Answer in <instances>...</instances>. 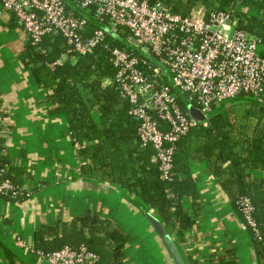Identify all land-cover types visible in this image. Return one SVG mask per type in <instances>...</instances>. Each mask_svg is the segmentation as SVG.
<instances>
[{"label":"crops","instance_id":"0c3cea01","mask_svg":"<svg viewBox=\"0 0 264 264\" xmlns=\"http://www.w3.org/2000/svg\"><path fill=\"white\" fill-rule=\"evenodd\" d=\"M237 8L245 16L262 17L264 25V10ZM28 44L15 16L0 3V162L25 192L17 199L0 196V264H50L39 258L33 245L35 231L44 226L43 238L50 249L89 239L98 255L96 264H173L142 213V209L151 211L148 207L97 172L82 174L84 160L68 130L67 115L51 111L49 95L55 85L33 72L34 64L25 56ZM259 50L264 53V41ZM92 113L97 119V111ZM151 160L155 161L154 155ZM89 162L99 165L96 158ZM189 165L198 198L195 215L189 199L184 201L195 220L185 240L176 243L184 263L207 264L212 255L231 249L236 264H259L252 231L234 195L212 174L206 160L194 157ZM250 173L264 179L261 169ZM85 213L106 220L124 237L118 256L114 254L117 241L106 239L97 245L103 234L79 226L75 219Z\"/></svg>","mask_w":264,"mask_h":264},{"label":"trees","instance_id":"16d2710c","mask_svg":"<svg viewBox=\"0 0 264 264\" xmlns=\"http://www.w3.org/2000/svg\"><path fill=\"white\" fill-rule=\"evenodd\" d=\"M63 1L68 10L82 14L83 11L72 3ZM151 1H161L182 15L188 14L196 5L204 6L206 13L214 9L235 8L232 15L235 28L252 30L264 41L262 17L245 16L237 8L244 5L264 10V0ZM89 25L96 26L95 20L90 19ZM124 37L126 35L123 32L107 35L104 45H99L92 53L67 56L52 67L49 64L65 52V44L59 34L45 35L38 47L30 43L27 47L25 56L28 62L34 64L33 72L36 76L42 74L48 83L55 85L49 95L54 105L51 111L67 115L68 130L77 145L79 156L84 160L80 168L82 174L97 172L98 177L118 183L135 195L138 203L153 211L175 243H180L185 240V232L194 226L193 215L197 210L195 206L198 195L189 160L202 158L209 164L212 174L234 195L238 211V199L241 196L250 198L258 235L246 226L254 234L253 245L259 264H264V179L252 177L250 173L254 169L264 171V86L257 97L240 95L214 105L204 121L205 125L196 122L176 141L170 179H162L157 162L151 160L153 149L140 144L138 121L128 114L129 104L121 96L113 79L114 69L108 60L109 48L129 47ZM179 104L185 112L186 103L181 97ZM93 110L97 111V119L93 116ZM93 158L99 161L97 167L89 162ZM186 199L193 206V215L184 206ZM75 220L81 228H93L103 234V239L96 240L97 245H102L106 239L117 241L114 254L119 255L124 237L110 227L106 220L89 213ZM45 230L46 226L34 233L33 245L38 251H52L65 245L76 248L84 243L96 253L89 239L50 249L49 242L43 238ZM207 261V264H236L231 249L214 254Z\"/></svg>","mask_w":264,"mask_h":264},{"label":"built area","instance_id":"2783aa9c","mask_svg":"<svg viewBox=\"0 0 264 264\" xmlns=\"http://www.w3.org/2000/svg\"><path fill=\"white\" fill-rule=\"evenodd\" d=\"M82 14L68 10L63 0H0L4 11L15 16L29 43L37 46L45 35L59 34L66 56L90 54L104 45L107 35L125 33L126 48H109L108 60L114 81L129 104L128 114L138 121L142 146H150L162 179H170L174 145L214 105L240 95L257 97L264 86L262 38L236 29V11L202 5L186 15L174 12L161 1L71 0ZM96 26L90 27L89 20ZM136 44L132 43V40ZM38 47V46H37ZM36 47V49H38ZM186 103L184 112L179 98ZM187 104L206 116L196 120ZM3 119L0 116V128ZM0 165V196L25 195ZM245 223L258 235L254 206L247 196L237 201ZM18 245L23 242L17 241ZM50 264H96L98 255L82 243L52 251H38Z\"/></svg>","mask_w":264,"mask_h":264},{"label":"water","instance_id":"95a60500","mask_svg":"<svg viewBox=\"0 0 264 264\" xmlns=\"http://www.w3.org/2000/svg\"><path fill=\"white\" fill-rule=\"evenodd\" d=\"M133 44H136V41L132 40ZM187 110L189 115L196 120H203L206 118L204 114H202L197 108H195L191 104H187ZM142 213L144 214L147 221L150 223L153 231L156 233L162 245L165 247L171 261L173 264H185L182 258V255L173 240L172 236L166 230L165 226L162 224L160 219L151 211L142 209Z\"/></svg>","mask_w":264,"mask_h":264},{"label":"rangeland","instance_id":"374dc122","mask_svg":"<svg viewBox=\"0 0 264 264\" xmlns=\"http://www.w3.org/2000/svg\"><path fill=\"white\" fill-rule=\"evenodd\" d=\"M67 2H70V3H72V2H71V0H67ZM258 50H259V46H258ZM259 51H260V50H259ZM65 58H67V56H66V57H64V59H65ZM244 222H245V221H244ZM252 235L254 236V234H253V233H252Z\"/></svg>","mask_w":264,"mask_h":264}]
</instances>
